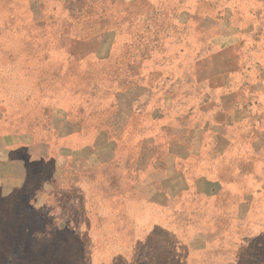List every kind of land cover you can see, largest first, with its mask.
I'll return each instance as SVG.
<instances>
[{"label": "rangeland", "instance_id": "rangeland-1", "mask_svg": "<svg viewBox=\"0 0 264 264\" xmlns=\"http://www.w3.org/2000/svg\"><path fill=\"white\" fill-rule=\"evenodd\" d=\"M261 8L0 0V264H264V187L253 184L264 179V38L248 35L243 71L212 88L197 75L207 43L181 16L198 11L244 29ZM194 147L199 158L181 160ZM48 148L81 168L60 181L78 184L93 208L121 192L142 201L153 179L171 193L169 213H141V204L140 213H79L54 179L46 200L54 160L38 155ZM219 152L227 176L243 182L240 195L223 186L215 198L219 187L197 182L211 177Z\"/></svg>", "mask_w": 264, "mask_h": 264}, {"label": "crops", "instance_id": "crops-1", "mask_svg": "<svg viewBox=\"0 0 264 264\" xmlns=\"http://www.w3.org/2000/svg\"><path fill=\"white\" fill-rule=\"evenodd\" d=\"M257 1L262 3V14L260 13V18L258 17V19H256L257 23L255 21L249 22L245 25L244 29H239L237 25H235L234 23L230 24L229 21L224 22L226 26L225 32L222 28V25H224L222 24L223 22L214 23L213 21H207L210 25V28H207L205 26L207 23V17L203 16L198 11L183 12V15H181L183 22H191L198 25L201 31H199L198 33L199 40L200 42L202 41L204 43H207V55L197 62V75L201 80L210 82L212 88H218L220 86L229 87L234 82L232 81L231 74H236L243 71L242 69L245 68V64H247V60L250 57V47L247 38L248 35H253L256 43H259L260 40L264 38V0ZM211 47H213L214 49H210ZM232 95V103L236 104V101L238 99L239 103L242 102L241 99L243 98V96L239 94V92L237 94L233 93ZM48 149L49 150L47 152L38 155V158L40 160H44V162L47 159L49 165H52L50 160H54L53 165L51 166L53 168L49 169V172L47 174V176L49 177V181H45V183H43L45 191L47 190L46 193L43 194V196L47 198L46 200H49L51 198V195L49 196L48 194H50L49 191L54 188V183L52 182V180L54 179L56 181L55 184L59 185L61 189L72 192V196H69V203L74 205L76 208H80L79 213H110V206H114L113 213H140L138 212V205L140 204L144 207V211L141 213H169L171 193L168 189H164L163 187L156 185L153 179H150L146 183L147 185L143 187V190H145L146 194L142 201H140L139 199L126 197L124 193L121 192L115 197L110 194L103 204L97 201V206L92 200L91 202L92 204H94L93 208L89 201V197L83 196V193L80 190V186L78 184L65 185L64 181H60L63 170H68L69 168H71L72 170L78 171L81 168L75 169L73 168V166L70 167L72 164L67 163V156L65 157L64 154H60L59 150L50 153L51 150L50 148ZM198 153V149L194 147L190 150H187V154L183 155V157H181L180 155L179 156L183 161L185 160L184 158H187V160H191L192 158H199ZM63 156L64 158H62ZM59 158H61L62 160V163H60L62 166L57 165L59 164ZM229 165L230 159L226 154L220 153V155L215 158L214 167L212 168L213 173L211 174V177L198 178L197 182H202V184L209 183L211 185L219 187L212 193L213 197L215 198L217 195H221V188H223V186L231 187L232 194L240 195L241 192L244 191V189L241 188L243 186V182L238 181V179H230L229 176H227L225 170L230 169ZM238 169L242 168L238 167ZM246 178L248 179L250 178V176H246ZM247 183H249V179ZM253 184L257 185L258 187H264V179L260 180L256 178ZM74 192L76 194H74ZM182 192H184L183 187L178 190V196H181L182 194L180 193ZM198 193L206 195L201 191H199ZM60 194L61 193L59 192H54L55 203ZM222 201L226 202V198H223ZM231 201L234 202L235 200L231 199ZM239 201L241 202L238 203V209L236 213H244L245 210L241 205L244 199L242 198ZM41 202L43 203L42 200ZM152 208H155V211H153L154 209L152 210ZM216 212L218 213V211ZM147 216L153 217L150 214H147Z\"/></svg>", "mask_w": 264, "mask_h": 264}]
</instances>
